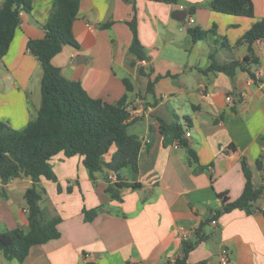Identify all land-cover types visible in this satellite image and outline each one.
<instances>
[{"label":"crops","instance_id":"1","mask_svg":"<svg viewBox=\"0 0 264 264\" xmlns=\"http://www.w3.org/2000/svg\"><path fill=\"white\" fill-rule=\"evenodd\" d=\"M29 1L0 60V122L13 130L35 119L41 103L42 69L26 44L44 37L53 0ZM211 1L79 0L71 27L77 48L64 46L51 63L108 104L120 100L123 80L129 81L128 110L141 113L126 128L141 141L138 172L103 169L91 178L82 157L56 155L50 161L56 180L41 177L36 190L42 222L59 219L60 237L32 247L22 263L0 252V264H165L183 257L186 243L194 246L188 264H218L223 250L226 264H264V192L250 213L216 214L244 190L242 159L253 184L264 187V42L252 45L257 63L244 62L247 45L238 43L264 18V0H249L251 17L217 13ZM132 22L141 60L129 52ZM193 28L208 34L192 42ZM233 61L240 66L232 76L204 72ZM160 121L179 124L183 143L164 145ZM110 173L139 187H123L114 199L107 192ZM32 185L25 175L0 179V232L28 231L24 194ZM84 211L96 215L88 221ZM180 227L190 233L185 242Z\"/></svg>","mask_w":264,"mask_h":264},{"label":"trees","instance_id":"2","mask_svg":"<svg viewBox=\"0 0 264 264\" xmlns=\"http://www.w3.org/2000/svg\"><path fill=\"white\" fill-rule=\"evenodd\" d=\"M157 3L176 4L179 0H152ZM79 0H53L51 13L44 25L45 35L42 39L28 40L26 49L37 58L42 69L40 83L41 103L37 116L22 130H13L0 122V179L7 183L11 178L25 175L31 177L33 185L24 194V202L28 219V231L21 230L0 232V252L8 261L22 263L34 246L44 245L57 240L60 233L57 229L59 219L47 223L41 220L42 211L39 206L40 194L36 190L41 177L56 180L50 161L62 153L65 157H82V163L91 178L103 169L119 173L129 167L138 172V158L141 141L126 132L128 124L135 121L128 110V95L131 86L123 80L126 93L115 104H108L91 98L82 87L66 80L60 71L51 63L64 46L77 48L71 34L73 21L76 19ZM209 7L221 14L251 17L249 0H212ZM31 9L29 0H5L0 7V60L7 54L14 34L19 27L20 12ZM110 24L104 25V27ZM133 40L129 52L138 59H144L136 26L130 23ZM192 42L202 40L208 32L198 28L189 30ZM256 41L264 42V18L256 21L243 35L238 43L247 45L248 54L244 62L257 63L252 52ZM239 62L227 64L213 63L204 72L221 71L233 75ZM151 91V84H148ZM160 132L164 145L182 140V127L177 124H166L160 121ZM115 148L110 161L104 156L111 148ZM192 154V152H190ZM261 161L256 162L259 168ZM241 168L246 183L241 196L234 202L226 203L217 211V215L233 209H241L250 213L252 204L264 192V187H256L252 182V172L244 159ZM123 187L138 188L136 183H127L117 177L115 183L109 182L107 192L114 199H119L118 190ZM86 219L91 221L95 211H84ZM194 248L190 243L183 246V257L173 263L188 264V254ZM93 264V263H86Z\"/></svg>","mask_w":264,"mask_h":264},{"label":"built area","instance_id":"3","mask_svg":"<svg viewBox=\"0 0 264 264\" xmlns=\"http://www.w3.org/2000/svg\"><path fill=\"white\" fill-rule=\"evenodd\" d=\"M189 23L190 24H194V19L193 18H190ZM142 63H144V61ZM227 100H228V102H230V100H231L230 97H228ZM140 114L141 113H139V112H134V113L131 114V116H132V118L140 117ZM185 136L186 137H189L190 136V133L189 132H186L185 133ZM146 142H148V141H146ZM107 179L111 183H115L117 181V178H116V176L113 173H110L107 176ZM211 223H212V225H216V221H214V220ZM179 230H180V234H181V240L183 242L187 241L188 238H189V234H190L189 231L187 229L182 228V227H180ZM227 261H228V255H227L226 251L223 250L219 254L218 264H226Z\"/></svg>","mask_w":264,"mask_h":264},{"label":"water","instance_id":"4","mask_svg":"<svg viewBox=\"0 0 264 264\" xmlns=\"http://www.w3.org/2000/svg\"><path fill=\"white\" fill-rule=\"evenodd\" d=\"M182 19H184V17Z\"/></svg>","mask_w":264,"mask_h":264}]
</instances>
